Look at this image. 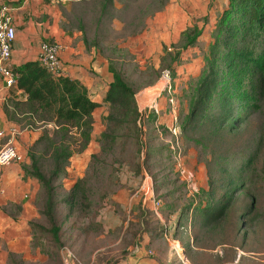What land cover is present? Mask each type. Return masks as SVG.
<instances>
[{
  "label": "rangeland",
  "instance_id": "1",
  "mask_svg": "<svg viewBox=\"0 0 264 264\" xmlns=\"http://www.w3.org/2000/svg\"><path fill=\"white\" fill-rule=\"evenodd\" d=\"M181 3L184 1L113 0L110 4L107 0H82L74 5L71 16L66 8L64 17L66 25L68 16L69 23L82 29L87 46L94 48L108 62L111 73L118 74L135 91L136 100L138 97L141 101L140 92L147 91V108L165 86L163 71L172 72L180 108L184 171H189L188 159L196 172L199 165H204L207 180L211 175L217 187L214 196L199 192L188 197L194 173L189 171L190 177L185 171L183 177L177 171L171 145L167 147L164 141L171 137L174 142V137L168 130L159 132L153 127L155 115L147 119L139 112L137 128L116 122L107 124L104 133L114 137L115 144L101 141L97 153L83 165L75 158L70 160L69 171L54 184L53 209L60 228L57 244L53 235L31 226L34 223L51 228L42 213L46 193L39 181L27 174L31 155L49 174V142L34 143L21 153L22 161L0 167V264H139L134 262L138 255L143 264H184L176 250L178 241L187 264H264V96L258 102L260 109L239 124L235 119H221L219 108L189 124L191 104L206 71L211 47L199 65L194 63L198 55L193 53L197 39L195 44L186 45L187 34H198L196 29L187 30L175 43L158 47L141 37L159 25L158 16L164 17L169 9H180ZM34 21L32 16L26 18V22ZM150 32L149 39L155 40ZM19 39L27 41L25 32ZM164 97L168 98V94ZM117 111L115 116L120 119ZM52 131L47 129L43 134L49 132L52 137ZM72 138L68 143L74 155H81L79 138ZM79 165L84 171L77 174ZM138 165L149 175L163 202L160 214L164 221L157 218L153 205L147 202L148 208L142 210L140 206L144 225L136 226L128 222L132 213L115 203L120 191L125 190L120 187L122 178ZM137 191L131 189L129 198ZM224 204L230 207L219 219L198 210L199 206L217 209ZM110 217L120 222L106 225ZM135 249L143 250L135 255Z\"/></svg>",
  "mask_w": 264,
  "mask_h": 264
},
{
  "label": "trees",
  "instance_id": "2",
  "mask_svg": "<svg viewBox=\"0 0 264 264\" xmlns=\"http://www.w3.org/2000/svg\"><path fill=\"white\" fill-rule=\"evenodd\" d=\"M110 4L113 0H107ZM107 5H103L104 12ZM193 33V32H192ZM186 36V45H193L198 34ZM210 54L207 58L206 71L199 80L190 108L188 122L196 123L203 113L217 108L225 120H234L239 124L245 116L260 109L258 102L264 96V0H230L217 23L213 34ZM17 74V89L23 91L27 101L16 106L22 107L25 114L23 121L35 128V122L52 125L53 136L42 135L36 145L47 140L51 153L52 168L46 175L40 168L39 160L31 155L32 164L27 174L36 178L46 193L43 215L51 225L46 229L32 223L34 230L49 233L60 244V228L57 226L53 209L54 184L65 176L68 163L74 155L70 142L78 137L81 151L92 141L94 130V112L100 106L91 99L88 89L78 80L64 75L54 76L37 61H28L14 69ZM106 101L111 103L108 124L116 122L121 125L134 126L139 122V113L135 91L118 74L110 84ZM120 104V108L116 105ZM118 110V111H117ZM121 115L118 119L115 112ZM76 129L74 134L72 131ZM115 138L103 133L102 141ZM124 166V165H123ZM140 165L129 171L142 182ZM79 183L75 186L77 189ZM238 185L236 187H239ZM210 197L217 187L208 178ZM214 202V201H213ZM212 202V203H213ZM230 204L213 208L212 205L199 206L198 210L212 219L222 218Z\"/></svg>",
  "mask_w": 264,
  "mask_h": 264
},
{
  "label": "crops",
  "instance_id": "3",
  "mask_svg": "<svg viewBox=\"0 0 264 264\" xmlns=\"http://www.w3.org/2000/svg\"><path fill=\"white\" fill-rule=\"evenodd\" d=\"M7 1L13 7L14 20L18 29V40L15 43L12 58L13 68H18L28 61H37L42 42L60 43L63 46L60 57L64 66V76L80 81L88 89L91 99L100 104L94 112V130L91 143L81 155H73L74 157L71 158V161L75 158L78 164L83 165L84 162L97 153L96 150L102 141V134L107 128V117L111 114V103L106 101L105 98L110 84L114 81V73H111L108 62L105 61L94 48L91 49L87 46L82 29L69 23L68 16L66 25L64 17L66 8L67 15L69 14L71 16L72 12H74V5L80 3L82 0ZM173 1H184V3H181L183 8L180 5V9H169L164 17L158 16L160 20L159 25L154 27L151 32L148 31L155 40H151V37L149 39L147 35L148 32L141 37L145 43L147 42L150 45L154 44L158 47L162 44L168 45L175 43L187 30L196 29L199 32V36L197 38L196 51L193 50V53L198 56L194 63L196 64L198 62L200 65L202 63V58L208 56L207 51L213 43V33L224 8L229 4L230 0ZM172 4L169 6L173 7L174 5L172 6ZM29 16L35 18V21L26 22V18ZM78 17L80 20L81 17L79 15ZM21 32H25L27 36L26 42H19ZM197 48H199L200 51H198ZM193 74H195V72ZM188 75L190 76L192 74L188 73ZM145 91H141L139 94V96H141V101H139L138 97L136 100L141 115H143L142 109H146L147 106L146 100L148 96L146 98L144 95L147 92ZM165 99L166 97H164V101H166ZM26 101L27 98L23 91L17 88L9 89L0 81V133H3L5 136L0 141L8 142L11 140L20 153H25L26 147L32 146L43 135L44 130L54 128L52 125H44L40 122H35V128L27 126V122L22 120L25 116L22 107L16 106ZM164 101L163 103L165 104L166 102ZM145 117L148 119L150 116ZM173 117L169 114H165L159 119L153 117V127L159 132L161 129L167 130L166 125L171 123L174 119ZM170 139L171 137L165 138L164 140L166 141L167 147L171 144ZM192 163L193 162L188 159V170L196 174V176H194V174L192 175V183L189 182V184L192 185L188 188V197H192L199 192L207 193L209 191L204 165H199V171L196 172ZM81 168L80 165L76 167L77 174H80ZM67 170L69 171V169ZM81 171L83 172L84 168ZM185 171L187 175L190 173L187 170ZM142 176V182H139L140 178H137L128 171L126 176L121 180V186L119 185L120 187H124L123 189L125 190L120 191L121 194L117 195V198H115V203H118L123 210H129V214L132 213V216H129L128 222L132 221L136 226L144 225L145 222V219L140 215V206L142 210L148 208L145 206L148 199L147 192L139 191L141 184L144 182L145 178L149 176L144 169ZM188 176L191 177L190 174ZM71 177L73 176L70 175V178ZM198 179L199 182L196 181ZM67 183H69V180H67ZM131 189L138 191L129 198ZM28 216L29 214H25V217ZM158 219L164 221L162 216ZM118 222H120V220L117 218L112 219V217H110L106 225H114ZM128 222L126 225H128ZM110 230L111 228H106V231ZM176 243L180 244L179 241ZM142 250L143 249H135L133 253L136 255L137 252L141 253ZM138 256H136L134 262L139 261V264H143L144 260L139 259L140 257Z\"/></svg>",
  "mask_w": 264,
  "mask_h": 264
},
{
  "label": "built area",
  "instance_id": "4",
  "mask_svg": "<svg viewBox=\"0 0 264 264\" xmlns=\"http://www.w3.org/2000/svg\"><path fill=\"white\" fill-rule=\"evenodd\" d=\"M18 40V29L15 24L13 7L7 0H0V81H2L7 88H17V74L14 72L12 65V58L14 53V46ZM63 46L60 43L42 42L40 45V52L38 61L44 66L52 75H65L63 62L60 57V52ZM162 80L165 82L163 90L158 96L146 107L143 116L155 115L157 119L165 114L171 115L174 119L167 124V130L174 137V142H171L170 149L175 155L176 169L184 177L185 171L183 166V150L181 148L180 134L181 124L178 120L179 102L176 97L174 81L172 79V72L170 70L163 71ZM168 94V98L164 101V94ZM166 102L165 104L163 103ZM5 136L0 133V140ZM1 142V141H0ZM23 157L18 151L14 143L9 140L7 143L0 144V167H6L14 162L22 161ZM139 191L147 192V202L153 205V212L157 218L161 217L160 210L163 207V202L159 195L153 189V182L147 176L141 184ZM146 202V203H147ZM176 250L181 256L184 264L188 260L185 256V251L180 244L176 245ZM151 255L152 252H149Z\"/></svg>",
  "mask_w": 264,
  "mask_h": 264
},
{
  "label": "bare ground",
  "instance_id": "5",
  "mask_svg": "<svg viewBox=\"0 0 264 264\" xmlns=\"http://www.w3.org/2000/svg\"><path fill=\"white\" fill-rule=\"evenodd\" d=\"M160 88V87H159Z\"/></svg>",
  "mask_w": 264,
  "mask_h": 264
}]
</instances>
